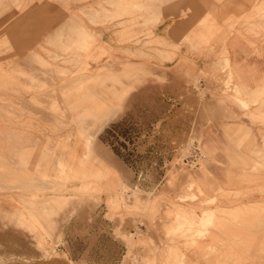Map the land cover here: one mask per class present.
<instances>
[{
  "label": "rangeland",
  "instance_id": "obj_1",
  "mask_svg": "<svg viewBox=\"0 0 264 264\" xmlns=\"http://www.w3.org/2000/svg\"><path fill=\"white\" fill-rule=\"evenodd\" d=\"M68 1L59 0L68 17L42 53L0 65V264H139L138 247L155 243L136 226L144 219L160 220L161 246L177 247H161L164 264H190L193 255L204 264H264V137L250 148L251 131L235 137L226 128L232 117L219 125L212 101L194 96L198 76L212 77L214 93L232 96L259 130L264 85L242 93L225 52H204L216 60L200 68L194 36L156 33L138 0H74L90 1L79 15L105 26L113 43ZM4 2L0 13L22 6ZM118 53L138 62L117 71ZM174 59L170 73L181 65L190 76L188 97L165 83ZM24 61L31 66L19 67ZM219 128L221 147L207 143L205 130Z\"/></svg>",
  "mask_w": 264,
  "mask_h": 264
},
{
  "label": "crops",
  "instance_id": "obj_2",
  "mask_svg": "<svg viewBox=\"0 0 264 264\" xmlns=\"http://www.w3.org/2000/svg\"><path fill=\"white\" fill-rule=\"evenodd\" d=\"M19 1L22 6L17 10L14 7H10L8 10L0 13V40L6 41L0 47V65L8 64L10 61L8 59L16 56L20 57L31 52L42 53L44 41L54 36L58 31L60 23L68 17V14L60 6L59 0ZM115 1L117 2L118 0H112V2ZM138 1L141 5L148 7L147 18L148 20L155 21L154 29L156 33L174 41H180L186 36H194V43L197 49L200 47L202 51V55L197 58L200 68L206 67V63L210 65L216 60L208 58L207 55H204L205 53L211 52L212 55L214 54L217 57L221 52H225L232 72V83L238 85L242 93L252 94L254 93L253 90H257V87L264 85V0ZM7 2L10 3L11 0H5L4 3ZM68 2L71 11L79 15V9L86 7L88 5L87 2L90 1L75 2L74 0H69ZM129 6L132 7V4L128 3L123 5L122 8ZM114 9L116 12L119 11L116 5ZM79 17H81L83 25H89V28L92 29L94 27L95 30H98L106 42H114L112 33L105 26L101 24L92 25L86 21L84 16L79 15ZM126 19H128L126 15L116 17V32L113 33L115 37L119 36V30H122V25L119 22L122 23ZM205 41L208 42L204 43ZM126 47L127 45L125 44L120 45L122 49ZM187 47V44L182 45L181 49L185 51ZM137 62V59H127L124 54L118 53L115 55V65L113 68L119 71L123 67H134V64ZM166 63V67H169V69L166 71L168 79H166L167 82L165 83L169 85L171 82H175L179 92L188 97V80L190 81V76L184 73L181 65L178 67L180 71L177 74L170 73L172 67L174 69L177 68L175 67V59ZM29 66L31 65L25 61L20 62L19 65V67L23 68ZM148 78L145 81L146 83L154 81L151 80L152 77ZM197 82L201 91H198L197 87H195V98L203 100L206 104L209 101L214 103H211V105H214V108L218 110L219 118L216 122L219 125L223 122L221 117H232L228 119L226 128L232 130L235 137L238 136L243 128V130L251 131L253 134L244 142L249 143L250 148L262 143V138L264 137L263 126H259L262 130V137H260V129L258 130L256 125H252L245 116L241 115L243 110L239 108L238 104L232 102V96L214 93L210 87L216 85L217 82L212 77L198 76ZM135 90L137 88L132 89L131 94ZM28 96L26 94L24 98H29ZM179 96L181 95L179 94ZM9 98H11L10 95ZM201 112L204 114L203 111ZM221 131L220 128L219 130L206 129L204 139L206 138L207 143L208 140H213V143H218L217 145L221 147V143H224ZM74 149L77 151L76 147ZM236 154H238L236 150L226 152L228 168L230 156ZM5 205L7 206L8 204L5 203ZM136 226L140 231L151 234L155 241L154 245H149L148 249L138 247L139 264H164L169 257L165 253L163 254V249L169 246L174 251L177 250L175 249L177 248L175 245L166 244V247L161 246L163 244L161 240H164V238L162 237V231L159 230L162 227L160 220L152 222L144 219V221L137 222ZM126 228H129L133 232L135 226L134 224H127ZM195 256L190 257V264H204Z\"/></svg>",
  "mask_w": 264,
  "mask_h": 264
},
{
  "label": "bare ground",
  "instance_id": "obj_3",
  "mask_svg": "<svg viewBox=\"0 0 264 264\" xmlns=\"http://www.w3.org/2000/svg\"><path fill=\"white\" fill-rule=\"evenodd\" d=\"M51 82H52V81H51ZM68 85H69V84H68ZM48 93H49V92H48ZM10 96H11V95H10ZM56 96H57V95H56ZM24 99H25V98H24ZM10 101H11V100H10ZM48 101H49V100H48ZM10 103H11V102H10ZM6 104H7V103H6ZM1 105H2V103H1ZM6 106H7V105H6ZM2 107H3V106H2ZM9 108H10V107H9ZM9 108H8V109H9ZM2 109H3V108H2ZM6 111H7V110H6ZM4 115H5V114H4ZM3 122L5 123V121H3ZM3 122H2V123H3ZM6 122H8V121H6ZM9 123H10V122H9ZM9 123H8V124H9ZM11 126H12V125H11ZM28 126H29V125H28ZM28 126H27V128H28ZM13 127H14V126H13ZM13 127H12V128H13ZM15 127H16V125H15ZM15 127H14V128H15ZM20 129H21V128H20ZM1 130H2V129H1ZM28 130H29V129H28ZM39 130H40V128H39ZM51 130H52V129H51ZM26 131H27V130H26ZM28 132H29V131H28ZM28 132H27V133H28ZM31 132H32V129H31ZM45 132H46V131H45ZM14 133H15V132H14ZM5 134H6V133H5ZM24 134H26V133L23 132V136H24ZM45 134H46V133H45ZM45 134H44V135H45ZM12 136H13V135H12ZM30 136H31V135H30ZM0 137H1V135H0ZM0 139H1V138H0ZM10 140H11V139H10ZM27 140H28V139H27ZM30 140H31V137H30ZM50 141H51V140H50ZM32 142H33V141H32ZM86 144L88 145V144H91V143H90V141L88 140ZM87 149H88V148H87ZM41 169H42V168H41ZM252 218H253V217H252ZM231 241H232V240H231ZM262 248H263V247H262ZM261 250H262V249H261ZM261 259H262V258H261Z\"/></svg>",
  "mask_w": 264,
  "mask_h": 264
}]
</instances>
